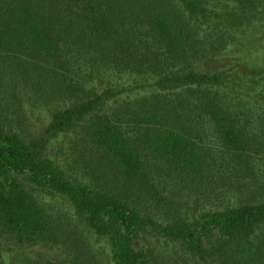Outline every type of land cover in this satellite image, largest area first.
<instances>
[{
	"label": "trees",
	"instance_id": "1",
	"mask_svg": "<svg viewBox=\"0 0 264 264\" xmlns=\"http://www.w3.org/2000/svg\"><path fill=\"white\" fill-rule=\"evenodd\" d=\"M0 234L63 252L16 264H264V0H0Z\"/></svg>",
	"mask_w": 264,
	"mask_h": 264
},
{
	"label": "rangeland",
	"instance_id": "2",
	"mask_svg": "<svg viewBox=\"0 0 264 264\" xmlns=\"http://www.w3.org/2000/svg\"><path fill=\"white\" fill-rule=\"evenodd\" d=\"M263 34L262 30L259 29H251L246 32L247 39H252L255 34ZM236 47V46H235ZM261 47V45H260ZM259 46H252V44L248 45L242 53H239L236 57H230L228 56L227 60L225 62H228L229 60L233 63L234 61H239V65H242L243 68H247L252 65V58H253V52H249V50L253 49H259ZM236 50V49H235ZM222 62V61H220ZM217 63L213 64V66L217 65ZM112 77L109 79V81H112ZM121 82V83H129L132 81V77L126 76H116L113 82ZM27 110L28 114L31 120V124L34 128L43 129L47 125L49 119H50V113L49 111L44 107H35L31 103H27ZM67 139V138H65ZM62 144V140L55 141L52 144V148L55 150V154H58L59 157H66V155L63 156L62 149L60 148V145ZM62 155V156H61ZM40 201L43 203V205L46 207L47 211L53 214L54 216H59L61 218L67 217V215L70 217H74V211L70 204V202L63 198L62 196H49L48 194H44L42 197L39 196ZM89 236L91 237V240H99L96 242L98 245L99 251L103 258H105L107 261H110V249L104 241V239H99L95 234L89 233ZM0 240L5 244L6 248H9L6 250V253L8 255V258L11 260L12 264L19 263L20 258L19 257H26L32 260H36L38 263L40 262H48L54 259L55 256L60 255L61 250H58L57 247L49 248V246H46L45 248H40L38 246H31L27 244H21L17 242L14 237L6 235V234H0ZM40 248V249H39ZM55 248V249H53ZM64 249V248H61ZM63 255V252L61 253ZM62 257V256H60Z\"/></svg>",
	"mask_w": 264,
	"mask_h": 264
}]
</instances>
